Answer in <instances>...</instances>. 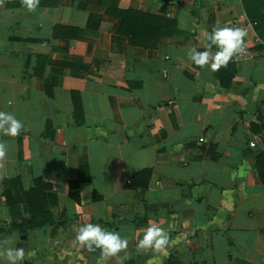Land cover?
Listing matches in <instances>:
<instances>
[{"label":"crops","instance_id":"0c3cea01","mask_svg":"<svg viewBox=\"0 0 264 264\" xmlns=\"http://www.w3.org/2000/svg\"><path fill=\"white\" fill-rule=\"evenodd\" d=\"M115 4L172 18L185 34L133 46L100 0H40L35 12L0 0V111L24 124L17 137L0 134V191L2 178L18 175L28 189L38 176L60 220L21 228L28 213L19 205L13 226L0 193V239L25 249L22 264H100L99 250L75 241L91 222L129 238L125 264H264V182L254 168L264 153V9L255 29L244 26L241 0ZM224 24L248 33L226 87L187 56ZM141 167L145 188L123 187ZM150 223L178 239L166 254L136 250Z\"/></svg>","mask_w":264,"mask_h":264},{"label":"clouds","instance_id":"9594fccd","mask_svg":"<svg viewBox=\"0 0 264 264\" xmlns=\"http://www.w3.org/2000/svg\"><path fill=\"white\" fill-rule=\"evenodd\" d=\"M28 12H35L40 0H21ZM245 28L230 24L216 25L211 32H205L202 37L203 50L191 47L187 51L188 58L198 67H208L211 71H219L226 67L234 59H240L247 51ZM213 47L216 51L213 52ZM24 128L21 120L12 113L0 111V134L17 137ZM8 153V145L0 141V166L5 161ZM75 241L89 252L99 250L100 264H109L115 260V264H125L129 258L128 249L130 240L122 236L120 232L109 230L98 224L85 222L75 229ZM173 239L167 229L158 223H150L143 232L142 238L135 245L136 250L153 253H167V249L178 243ZM16 241L11 237L0 239V258L7 264H22L26 259L23 247L14 246ZM123 254V255H121Z\"/></svg>","mask_w":264,"mask_h":264},{"label":"trees","instance_id":"16d2710c","mask_svg":"<svg viewBox=\"0 0 264 264\" xmlns=\"http://www.w3.org/2000/svg\"><path fill=\"white\" fill-rule=\"evenodd\" d=\"M245 15L249 20L254 21L253 28L257 29L263 18L264 0H241ZM100 4L104 6L106 14H112L119 17V23L116 32L126 37L127 43L133 46H150L155 41L163 37L174 35H184L185 32L178 29L172 18L162 15L151 14L131 8H119L115 4V0H100ZM73 30L72 33L85 32V29L77 27H68ZM214 48V52L216 48ZM198 50H203L199 48ZM232 61L226 67H222L219 71L212 73L218 78L222 86L226 87L230 84L231 77L234 72ZM70 97L73 105V115L79 112L80 104L78 93L70 90ZM19 151V145H17ZM214 154L211 157L214 158ZM254 168L260 181L264 182V153L255 157ZM149 168L141 167L135 170L127 179L124 180L122 186L142 190L145 188L148 180ZM77 182H67L69 187H73ZM51 187L49 182L43 181L40 177L33 178V185L28 189H23L20 185L19 176L5 177L1 180V195L8 207L11 217V225L15 223V217L19 211V205L28 213V221L21 228L38 227L45 224H55L60 220H52L49 216L47 205L44 198L45 190ZM70 196L78 201V194L69 193ZM94 197V196H93ZM1 231V229H0ZM128 264V263H127Z\"/></svg>","mask_w":264,"mask_h":264},{"label":"built area","instance_id":"2783aa9c","mask_svg":"<svg viewBox=\"0 0 264 264\" xmlns=\"http://www.w3.org/2000/svg\"><path fill=\"white\" fill-rule=\"evenodd\" d=\"M253 24H254V21H252V20H246L244 22V26H246V27H252Z\"/></svg>","mask_w":264,"mask_h":264}]
</instances>
